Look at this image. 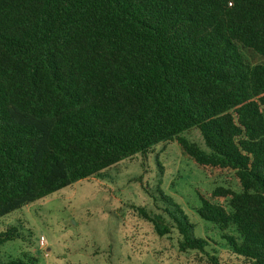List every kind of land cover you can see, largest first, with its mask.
Returning a JSON list of instances; mask_svg holds the SVG:
<instances>
[{
    "label": "trees",
    "instance_id": "1",
    "mask_svg": "<svg viewBox=\"0 0 264 264\" xmlns=\"http://www.w3.org/2000/svg\"><path fill=\"white\" fill-rule=\"evenodd\" d=\"M163 143L228 181L195 210L264 264V0H0V220ZM176 213L180 252L207 254Z\"/></svg>",
    "mask_w": 264,
    "mask_h": 264
},
{
    "label": "rangeland",
    "instance_id": "2",
    "mask_svg": "<svg viewBox=\"0 0 264 264\" xmlns=\"http://www.w3.org/2000/svg\"><path fill=\"white\" fill-rule=\"evenodd\" d=\"M185 137L206 150L199 132ZM227 182L207 178L176 143L159 144L147 157L122 161L1 219L0 233L16 227L20 235L1 256L24 264H212L209 254L220 264H243L222 232L195 210L199 192ZM176 206L194 234L208 240L207 254L180 252L182 236L169 215H177ZM139 208L162 215L170 233L159 236Z\"/></svg>",
    "mask_w": 264,
    "mask_h": 264
},
{
    "label": "built area",
    "instance_id": "3",
    "mask_svg": "<svg viewBox=\"0 0 264 264\" xmlns=\"http://www.w3.org/2000/svg\"><path fill=\"white\" fill-rule=\"evenodd\" d=\"M44 241V240H43Z\"/></svg>",
    "mask_w": 264,
    "mask_h": 264
}]
</instances>
